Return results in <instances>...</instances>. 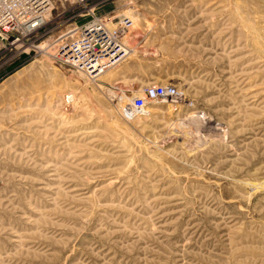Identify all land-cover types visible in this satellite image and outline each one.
Here are the masks:
<instances>
[{"label": "rangeland", "instance_id": "1", "mask_svg": "<svg viewBox=\"0 0 264 264\" xmlns=\"http://www.w3.org/2000/svg\"><path fill=\"white\" fill-rule=\"evenodd\" d=\"M53 5L0 38V264H264V0ZM91 22L115 59L57 63Z\"/></svg>", "mask_w": 264, "mask_h": 264}, {"label": "built area", "instance_id": "2", "mask_svg": "<svg viewBox=\"0 0 264 264\" xmlns=\"http://www.w3.org/2000/svg\"><path fill=\"white\" fill-rule=\"evenodd\" d=\"M84 3L87 0H77ZM54 9L53 0H0V38L17 43L16 37H26L38 31L48 21ZM117 38L110 34L104 23L91 22L81 27L69 29L58 39L57 63L89 70L93 66L101 67L115 59L118 47L112 49L108 45V37ZM179 93L171 85H154L148 87L144 95L137 97L130 104L126 114L134 116L144 111L149 103L164 99H176Z\"/></svg>", "mask_w": 264, "mask_h": 264}, {"label": "bare ground", "instance_id": "3", "mask_svg": "<svg viewBox=\"0 0 264 264\" xmlns=\"http://www.w3.org/2000/svg\"><path fill=\"white\" fill-rule=\"evenodd\" d=\"M116 35V34H115ZM121 40H120V38H113V37H111V36H109L108 37V45H109V47L112 49L113 47H122L121 46ZM99 67H101V65L100 64H97V65H94L93 66V73H95L97 70H98V68ZM106 69V68H105Z\"/></svg>", "mask_w": 264, "mask_h": 264}]
</instances>
